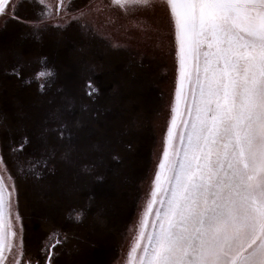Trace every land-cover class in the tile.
Segmentation results:
<instances>
[{"label": "rangeland", "instance_id": "374dc122", "mask_svg": "<svg viewBox=\"0 0 264 264\" xmlns=\"http://www.w3.org/2000/svg\"><path fill=\"white\" fill-rule=\"evenodd\" d=\"M65 4L49 17L39 0H9L0 15V167L15 180L25 259L45 264L58 233L51 264H126L171 118L174 36L162 7L125 15L109 0ZM53 147L33 175L29 162Z\"/></svg>", "mask_w": 264, "mask_h": 264}, {"label": "snow or ice", "instance_id": "6c2138e0", "mask_svg": "<svg viewBox=\"0 0 264 264\" xmlns=\"http://www.w3.org/2000/svg\"><path fill=\"white\" fill-rule=\"evenodd\" d=\"M8 2L0 0V15ZM39 3L49 17L67 12L65 0ZM109 7L125 15L162 7L178 64L170 122L126 264H264V0H109ZM74 151L69 136L61 158L70 161ZM55 156L46 149L29 170L41 175L36 165L47 168ZM6 173L0 167V264L9 256L10 264H39L25 259L16 184ZM60 243L58 233L45 242L49 264L47 250Z\"/></svg>", "mask_w": 264, "mask_h": 264}, {"label": "flooded vegetation", "instance_id": "af4514ba", "mask_svg": "<svg viewBox=\"0 0 264 264\" xmlns=\"http://www.w3.org/2000/svg\"><path fill=\"white\" fill-rule=\"evenodd\" d=\"M79 11H82V10H79ZM83 12H84L85 14H87V12H86L85 10H83ZM59 15H60V17H63V16H66L67 14L63 15L62 12H61L60 14L58 13V14H56V19L53 18V20H57V19L59 18ZM69 17H70V18L72 17V19H77V18H75V17H76V16H75V12H73L72 15H71V13H69ZM80 20H81V19H80ZM47 22H49V21L47 20ZM54 23H56V21H55ZM48 256L50 257V260H51V258H52V256H53V251H52V250L49 251ZM118 256H119V255H118ZM118 256H116V258L114 257L115 259H113V261H115V260L118 258ZM113 261H112V262H113ZM48 262H49V260L46 258V263H45V264H47Z\"/></svg>", "mask_w": 264, "mask_h": 264}, {"label": "trees", "instance_id": "16d2710c", "mask_svg": "<svg viewBox=\"0 0 264 264\" xmlns=\"http://www.w3.org/2000/svg\"><path fill=\"white\" fill-rule=\"evenodd\" d=\"M78 15V14H75V16ZM84 16H87V14H85ZM84 16H81V17H84ZM79 15L77 16V19H82ZM92 17V16H91Z\"/></svg>", "mask_w": 264, "mask_h": 264}, {"label": "water", "instance_id": "95a60500", "mask_svg": "<svg viewBox=\"0 0 264 264\" xmlns=\"http://www.w3.org/2000/svg\"><path fill=\"white\" fill-rule=\"evenodd\" d=\"M47 264H49V262Z\"/></svg>", "mask_w": 264, "mask_h": 264}]
</instances>
